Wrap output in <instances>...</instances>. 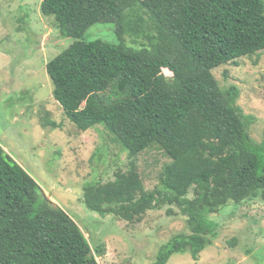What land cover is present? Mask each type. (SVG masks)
I'll return each mask as SVG.
<instances>
[{
	"label": "trees",
	"instance_id": "16d2710c",
	"mask_svg": "<svg viewBox=\"0 0 264 264\" xmlns=\"http://www.w3.org/2000/svg\"><path fill=\"white\" fill-rule=\"evenodd\" d=\"M40 10L74 39L45 66L54 100L78 131L102 125L128 156L114 180L84 184L85 208L139 223L175 207L189 234L152 264L176 253L198 261L218 235L212 215L264 201V134L251 138L255 118L237 105L240 91L221 89L212 72L264 53L263 1L41 0ZM99 23L114 24L117 43L83 39ZM154 149L170 162L146 191L135 160ZM103 252L0 146V264H98Z\"/></svg>",
	"mask_w": 264,
	"mask_h": 264
},
{
	"label": "rangeland",
	"instance_id": "374dc122",
	"mask_svg": "<svg viewBox=\"0 0 264 264\" xmlns=\"http://www.w3.org/2000/svg\"><path fill=\"white\" fill-rule=\"evenodd\" d=\"M40 5L41 0H0V146L74 220L85 238L104 250L96 257L98 264H152L163 245L178 234H189L185 217L175 207L159 205L141 222L127 223L85 208L84 184L94 177L102 184L114 180L115 172L126 170L128 156L102 125L78 131L54 100L45 66L74 39H62L54 18L43 16ZM83 39L117 43L114 24H95ZM125 41L134 45L130 37ZM238 62L237 67L214 69L213 76L221 89L237 86V105L255 118L250 135L260 142L264 53L257 61ZM168 162L157 149L137 157L136 169L146 191L159 185V171ZM212 218L218 222V235L199 260L176 253L167 264H264V201H244Z\"/></svg>",
	"mask_w": 264,
	"mask_h": 264
}]
</instances>
